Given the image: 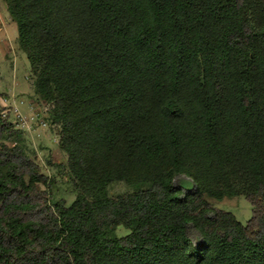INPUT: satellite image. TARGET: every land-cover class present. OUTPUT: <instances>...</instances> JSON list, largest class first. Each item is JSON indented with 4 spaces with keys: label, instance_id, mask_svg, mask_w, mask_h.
<instances>
[{
    "label": "trees",
    "instance_id": "obj_1",
    "mask_svg": "<svg viewBox=\"0 0 264 264\" xmlns=\"http://www.w3.org/2000/svg\"><path fill=\"white\" fill-rule=\"evenodd\" d=\"M3 1L74 198L0 112V264H264V0Z\"/></svg>",
    "mask_w": 264,
    "mask_h": 264
},
{
    "label": "rangeland",
    "instance_id": "obj_2",
    "mask_svg": "<svg viewBox=\"0 0 264 264\" xmlns=\"http://www.w3.org/2000/svg\"><path fill=\"white\" fill-rule=\"evenodd\" d=\"M0 112L23 130L21 144L39 170L50 179L46 189L54 198H63L70 203L74 192L65 154L58 147L57 126L49 122L46 104L33 91L30 64L18 45L16 25L3 0H0ZM6 143L11 145L12 141ZM181 184L184 188L189 187L190 179L183 177ZM128 189L125 183L115 182L108 191L116 194ZM210 201L214 207L230 211L243 224L252 215V205L243 195ZM123 231L118 228V233Z\"/></svg>",
    "mask_w": 264,
    "mask_h": 264
}]
</instances>
